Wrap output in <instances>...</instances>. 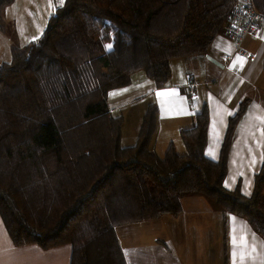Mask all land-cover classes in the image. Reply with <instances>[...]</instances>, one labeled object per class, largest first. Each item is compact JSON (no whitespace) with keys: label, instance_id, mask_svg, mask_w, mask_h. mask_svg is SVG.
Returning a JSON list of instances; mask_svg holds the SVG:
<instances>
[{"label":"trees","instance_id":"trees-1","mask_svg":"<svg viewBox=\"0 0 264 264\" xmlns=\"http://www.w3.org/2000/svg\"><path fill=\"white\" fill-rule=\"evenodd\" d=\"M13 1L0 0L1 31ZM234 1L64 0L36 39L10 46L0 64V216L14 245L69 243L70 264H127L117 226L177 216L187 196L245 219L264 239V163L250 195L223 186L246 100L228 120L217 160L204 154L206 106L180 131L186 152L170 145L160 156L156 105L129 146L123 117L108 105L109 91L134 72L161 88L172 59L206 53ZM253 2L264 12V0Z\"/></svg>","mask_w":264,"mask_h":264},{"label":"crops","instance_id":"crops-1","mask_svg":"<svg viewBox=\"0 0 264 264\" xmlns=\"http://www.w3.org/2000/svg\"><path fill=\"white\" fill-rule=\"evenodd\" d=\"M51 3L19 0L27 31L33 25L44 29L57 7ZM234 47L232 39L219 34L206 53L172 59L170 78L161 88L143 71H136L128 85L109 91L108 105L114 115L123 117V146L135 143L147 107L156 105L152 147L160 156L170 145L178 154L186 152L180 131L191 127L194 116L206 106L204 154L217 160L228 120L246 100L229 148L223 186L234 189L239 185L243 194L250 195L254 175L264 163V33L242 40L241 47L250 55L235 52ZM189 81L196 83L191 97L185 91ZM181 206L177 216L164 214L117 226L127 264H264V239L245 219L224 216L201 196L183 197ZM71 253L69 243L50 248L33 243L14 245L0 216V264H70Z\"/></svg>","mask_w":264,"mask_h":264},{"label":"built area","instance_id":"built-area-1","mask_svg":"<svg viewBox=\"0 0 264 264\" xmlns=\"http://www.w3.org/2000/svg\"><path fill=\"white\" fill-rule=\"evenodd\" d=\"M264 33V12L258 10L253 0H235L224 19L223 34L232 39L235 52L250 55L241 47L247 36L259 37ZM188 97L196 92V83L189 81L185 85Z\"/></svg>","mask_w":264,"mask_h":264},{"label":"rangeland","instance_id":"rangeland-1","mask_svg":"<svg viewBox=\"0 0 264 264\" xmlns=\"http://www.w3.org/2000/svg\"><path fill=\"white\" fill-rule=\"evenodd\" d=\"M14 2L17 4L11 3L3 9L2 13L7 29L5 32L0 30V64L10 59L9 47L11 45L23 46L36 39L43 31V27H37V25H33V28L27 31V21H24L25 15L20 12L19 0H14ZM52 3L57 7L61 5L60 0H52Z\"/></svg>","mask_w":264,"mask_h":264},{"label":"snow or ice","instance_id":"snow-or-ice-1","mask_svg":"<svg viewBox=\"0 0 264 264\" xmlns=\"http://www.w3.org/2000/svg\"><path fill=\"white\" fill-rule=\"evenodd\" d=\"M61 4L63 3V0H60ZM110 47V46H109ZM238 60H242L243 58H237ZM242 66V65H241Z\"/></svg>","mask_w":264,"mask_h":264}]
</instances>
